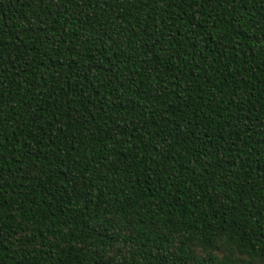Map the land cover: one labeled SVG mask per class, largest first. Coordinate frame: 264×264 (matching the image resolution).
<instances>
[{
	"label": "trees",
	"instance_id": "trees-1",
	"mask_svg": "<svg viewBox=\"0 0 264 264\" xmlns=\"http://www.w3.org/2000/svg\"><path fill=\"white\" fill-rule=\"evenodd\" d=\"M0 264H264V0H0Z\"/></svg>",
	"mask_w": 264,
	"mask_h": 264
}]
</instances>
